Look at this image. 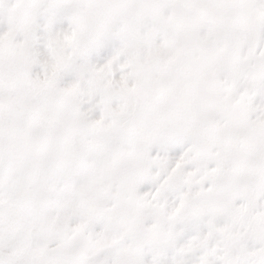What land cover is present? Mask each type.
Masks as SVG:
<instances>
[{
  "label": "snow or ice",
  "instance_id": "6c2138e0",
  "mask_svg": "<svg viewBox=\"0 0 264 264\" xmlns=\"http://www.w3.org/2000/svg\"><path fill=\"white\" fill-rule=\"evenodd\" d=\"M0 264H264V0H0Z\"/></svg>",
  "mask_w": 264,
  "mask_h": 264
}]
</instances>
